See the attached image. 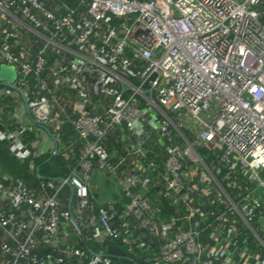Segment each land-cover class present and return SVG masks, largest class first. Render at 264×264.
<instances>
[{
  "label": "built area",
  "instance_id": "2783aa9c",
  "mask_svg": "<svg viewBox=\"0 0 264 264\" xmlns=\"http://www.w3.org/2000/svg\"><path fill=\"white\" fill-rule=\"evenodd\" d=\"M263 8L0 0V264H264Z\"/></svg>",
  "mask_w": 264,
  "mask_h": 264
},
{
  "label": "trees",
  "instance_id": "16d2710c",
  "mask_svg": "<svg viewBox=\"0 0 264 264\" xmlns=\"http://www.w3.org/2000/svg\"><path fill=\"white\" fill-rule=\"evenodd\" d=\"M264 21V15L262 17ZM68 136H75L73 132L68 133L67 136L63 135V138ZM35 164L39 166V173L46 176H57L62 175L67 171V161L61 156V154L51 155V153L45 154L35 159ZM129 263V262H127Z\"/></svg>",
  "mask_w": 264,
  "mask_h": 264
},
{
  "label": "rangeland",
  "instance_id": "374dc122",
  "mask_svg": "<svg viewBox=\"0 0 264 264\" xmlns=\"http://www.w3.org/2000/svg\"><path fill=\"white\" fill-rule=\"evenodd\" d=\"M0 165L2 168L7 169L8 171L15 172L20 176L26 174L31 168L29 159H26L24 161H17L16 159H14L9 149L6 147L5 143L1 140H0ZM261 192L263 194L264 190H261Z\"/></svg>",
  "mask_w": 264,
  "mask_h": 264
},
{
  "label": "water",
  "instance_id": "95a60500",
  "mask_svg": "<svg viewBox=\"0 0 264 264\" xmlns=\"http://www.w3.org/2000/svg\"><path fill=\"white\" fill-rule=\"evenodd\" d=\"M264 10V8H263ZM15 78V73L14 70L11 66H6V65H2L0 68V80H8V81H13ZM56 143H55V148L54 151L52 153V156L56 154ZM36 170H39V166H37ZM108 252L109 253H117L119 255H123L124 252L123 250H121L120 248L114 247V246H110L108 248Z\"/></svg>",
  "mask_w": 264,
  "mask_h": 264
},
{
  "label": "crops",
  "instance_id": "0c3cea01",
  "mask_svg": "<svg viewBox=\"0 0 264 264\" xmlns=\"http://www.w3.org/2000/svg\"><path fill=\"white\" fill-rule=\"evenodd\" d=\"M37 166H38V165H36V168H37ZM38 171H39V170H38ZM95 181H96V183H98V180H95ZM262 195H263V197H264V193H263Z\"/></svg>",
  "mask_w": 264,
  "mask_h": 264
}]
</instances>
